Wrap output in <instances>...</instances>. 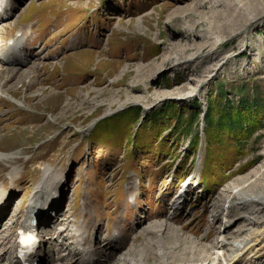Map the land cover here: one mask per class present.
<instances>
[{
	"label": "rangeland",
	"instance_id": "374dc122",
	"mask_svg": "<svg viewBox=\"0 0 264 264\" xmlns=\"http://www.w3.org/2000/svg\"><path fill=\"white\" fill-rule=\"evenodd\" d=\"M14 1L0 21V50L28 26L30 60L14 77L0 64V80L10 78L0 96V151L19 156L0 161V253L11 249L21 264L17 225L32 220L30 199L46 196L39 184L48 179L47 191L59 181L58 193L37 234L62 235L53 258L89 224L95 264H113L130 246L147 264H264V220H252L259 207L233 199L246 180L264 184V122L252 127L264 121V0ZM173 50L181 61L156 70ZM248 95L263 106L254 115L240 123L216 116ZM109 128L112 139L96 138ZM13 165L23 173L10 183ZM216 241L224 245L207 250ZM64 261L42 255L40 264Z\"/></svg>",
	"mask_w": 264,
	"mask_h": 264
},
{
	"label": "bare ground",
	"instance_id": "6f19581e",
	"mask_svg": "<svg viewBox=\"0 0 264 264\" xmlns=\"http://www.w3.org/2000/svg\"><path fill=\"white\" fill-rule=\"evenodd\" d=\"M212 3H214V1H212ZM14 6H15L14 0H6V6L4 8L10 7L9 10H11L14 8ZM212 6H214V5L212 4ZM185 11H187V10H183L180 13H184ZM5 14H8L7 10L3 9V11L0 13V21L8 18L5 16ZM29 33H30V28L28 26L26 28L24 25L20 26V28L17 30V32L13 36L10 37V39L8 40V43L6 44V47L2 48L0 50V64H2L3 66H6L9 69V74L11 77H14L15 75H17L18 72L21 70V68H23V66H25L30 60V52L29 51L26 52V49H25L26 48L25 47L26 41L29 37ZM169 59H174L175 62L181 61L180 60L181 59L180 54L173 50L165 56V58L162 61V64L159 63L160 66H158V68L156 67V70H160L162 68L163 64ZM156 65H158V64H156ZM156 70H155V72H156ZM26 74L27 75L25 76V79L30 77L29 72L28 73L26 72ZM9 80H10L9 77L4 78V80H0V96L5 95L2 93L3 86L6 83H8ZM6 94H8L9 97L12 96V95L10 96L9 92ZM12 98H13V96H12ZM17 157H19V156H15L14 151H9V152H1L0 151V161L4 162L6 164H7L8 160H13V159H16ZM21 170H22V167H20V166L13 165V167H11V172L8 174L9 179H10L9 180L10 183H14V181H16L18 179V178L16 179V175H20L22 173ZM43 172H44L43 177L45 179L46 176L48 174H50V172H48L46 169H44ZM21 176H20V178H21ZM13 177H14V179H13ZM47 180H43L39 184L40 186H42V189L45 190L46 196H44L42 199H39L38 201H34V199H32L33 197H31V199H30L29 207L31 208V212H30L31 219H32V217H38L39 219L44 221V219L46 220L51 216V215H49L47 209L50 206L49 201L51 200V198L56 197L55 194L58 193L57 186H58L59 181H56L54 183L50 182V184H52V186H50V190L48 192L47 191L48 190L47 189ZM248 181L249 180H246L244 185L242 183V187H240L239 192L233 196V199H235V201H236V199L240 200L239 207H243V205L248 206L251 203L258 205L259 209L257 210L256 213H258L259 219L254 218L252 220H254V221L260 220V222H261L264 220V184H260L261 181H258V180L254 181L255 183L250 182L248 184L247 183ZM55 183H56V185H55ZM239 186H240V184L238 183L233 188L238 189ZM4 190H5L4 185H2V183H0V209L1 210H4V208H5L2 205V203H4V197H6ZM51 190H54V191L51 192ZM133 196H134V194L131 195V197H133ZM229 196L231 197V195H229ZM236 196H237V198H236ZM229 200H230V198H229ZM42 205H44L43 209H41ZM179 206H180V199H178L174 203L172 209L174 211H177ZM27 224L28 223H27V220L25 218L23 219V221L21 219L18 222V225H17V227H18L17 242H16V245L14 246L15 249L18 247L20 239H22L24 241L31 239V230H27V229H30L31 227H29ZM88 225L89 224H85L78 232L74 231L73 233L76 236V239L74 241L73 246L72 247L68 246L66 248V251L65 250H64L65 252L63 251L62 255H57V257H54V258H53V255L58 254V252H61V250L63 249V242H61V239H60V237L62 235L60 236L57 233V231L45 229L46 234H48L50 236V238L49 239L47 238L48 240H45V238L42 236L40 238V242H39L41 248H45L44 253L42 254V251H41L42 249L38 250L36 254L33 253V251H32L31 255L28 257V260L31 262V264H34V263L39 264L42 255H46L50 259V261L51 260L52 261L60 260V257H63L65 260V255H66V257L68 256V259L70 261H66V262L64 261L60 264H77V261H79L80 264H95V262L99 261V256L97 255L98 245L95 244L94 231L92 230L91 232H87ZM244 230L245 229H242V231H244ZM113 233H114V236L112 237L113 240L114 241L119 240L120 239L119 237L122 235L121 231L115 230V232H113ZM86 235L87 236L89 235L90 237H87ZM85 236H86V238H85ZM114 237H115V239H114ZM223 245L224 244H220L219 247H221ZM219 247H217V241H216V243H210L207 246V250H211L212 248H219ZM135 248L133 246H130L127 249H125L124 251H122L120 254H118V257L113 260V264H147L150 259L147 256L139 254V251L141 252V250L138 249L139 251L137 250L138 251L137 252L135 250ZM158 251H159V248H158ZM77 255L78 256L80 255V257L78 258L79 260L77 259L76 261H73L75 259L74 257ZM197 256H196V259L198 258ZM164 258H166V256ZM225 258H227L228 261L232 260L231 258H228V257H225ZM194 259H195V257H194ZM201 259L198 258L197 260L199 261ZM207 259H209V258H207ZM106 260H107V258H106ZM175 262H176V260H175ZM190 262H192V261L190 260ZM104 263H106V262H104ZM162 263L168 264V263H166V260L162 261ZM0 264H16L13 256L11 255V249H10V251L6 250V252L0 253Z\"/></svg>",
	"mask_w": 264,
	"mask_h": 264
},
{
	"label": "trees",
	"instance_id": "16d2710c",
	"mask_svg": "<svg viewBox=\"0 0 264 264\" xmlns=\"http://www.w3.org/2000/svg\"><path fill=\"white\" fill-rule=\"evenodd\" d=\"M224 95H225V92L224 91H221V94H220V97H218V98H223L224 97ZM244 95V94H243ZM217 99V98H216ZM254 99V97H252L251 95H248V96H242V97H240V104L239 105H237L236 107H231L230 109H229V107H226L227 105H224V107H222V105H221V107H219L220 108V110H218L217 109V113H216V116L218 115L219 117H220V121H223V120H228L229 119V121L231 120V121H233V119L235 120V122H238V123H240V119H243L244 117H246V116H251V115H254L255 113L254 112H257L259 109V107L261 106V108L263 107L262 106V104H261V102H259V101H254L253 100ZM251 102H250V101ZM264 108V107H263ZM225 111H229V113H228V116L226 115V116H224L223 115V112H225ZM198 112H202V109L200 108V110L198 111ZM230 112H233V115H231L230 114ZM200 113L198 114V116H200ZM254 113V114H253ZM160 114V113H159ZM207 117H209V113H208V115H207ZM260 118V119H259ZM257 119V123L256 124H254L252 127H254L253 128V130L254 129H256V128H260L261 129V126H262V124H263V122L264 121H262L261 120V117H258V118H256ZM214 122V121H213ZM234 124V123H233ZM264 125V124H263ZM198 127V126H197ZM197 127H196V130H197ZM221 127V126H220ZM219 127V128H220ZM213 130H219V129H217V128H214ZM220 131V130H219ZM116 131H112L111 130V128H109V129H107V130H98V131H96V138L98 137V135L99 134H103V135H105L106 137H108V138H110V139H112L111 137L112 136H115L117 133H115ZM120 137H122V134H120L119 135ZM118 136V137H119ZM218 138H220V136H217ZM194 144H196V142H194V141H192V145H194ZM190 145H191V142H190ZM243 145H244V143H243ZM93 148H94V146H93ZM209 157H210V155H209ZM227 158V157H226ZM229 159V158H228ZM221 162H223V161H221ZM213 164V159H212V157H210V160H208V157H207V159H206V165H207V167L209 168L211 165ZM219 164H221V166L224 164H227V162H223V163H219ZM218 164V165H219ZM234 169V168H233ZM233 169H230L229 171H228V175H230L231 176V174H233L234 175V171H233ZM241 170H243V168H241L238 172L240 173V171ZM208 178H206V180H207Z\"/></svg>",
	"mask_w": 264,
	"mask_h": 264
}]
</instances>
